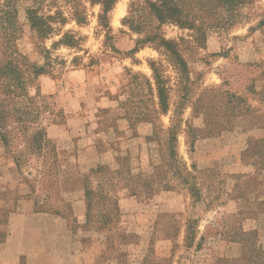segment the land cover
I'll return each instance as SVG.
<instances>
[{
  "label": "rangeland",
  "instance_id": "1",
  "mask_svg": "<svg viewBox=\"0 0 264 264\" xmlns=\"http://www.w3.org/2000/svg\"><path fill=\"white\" fill-rule=\"evenodd\" d=\"M37 1L18 3V47L29 61L50 70L30 92L36 96L39 90V101L52 112L49 120L44 113L41 123L48 126L56 151L47 147L45 158L38 157L24 142L5 149L0 215L32 211L37 203L54 224L52 232L60 230L66 264H72V239L75 251L87 252L94 264H238L249 246L264 250V201H259L264 195V25L258 26L264 20V0H243L232 25L205 28L201 37L173 24L160 28L180 45L189 79L152 46L128 55L141 37L123 24L134 0L115 6L109 40L99 27L100 6L86 0ZM34 5L43 14L60 11L67 24L56 25L58 31L46 41L37 40L25 18ZM77 5L86 17L83 25L73 18ZM65 33L78 45L54 48ZM151 61L162 67L171 87L167 115L156 113L149 88ZM198 98L202 101L195 114ZM179 121V159L197 177L199 198L170 171L166 132ZM186 121L198 128L228 127L199 139L191 152ZM256 122L259 126L253 128ZM156 131L160 138L149 141ZM21 155H32L31 176L24 165V172L15 165L14 156ZM120 157L134 174L148 176L159 168L173 190L159 188L149 198L120 191L118 223L111 232L100 233L95 230L101 218L89 227L82 221L83 175L100 164L118 169Z\"/></svg>",
  "mask_w": 264,
  "mask_h": 264
},
{
  "label": "trees",
  "instance_id": "2",
  "mask_svg": "<svg viewBox=\"0 0 264 264\" xmlns=\"http://www.w3.org/2000/svg\"><path fill=\"white\" fill-rule=\"evenodd\" d=\"M20 1L0 0V141L5 149L10 148L15 142L30 144L33 151L36 150L38 157L45 158L47 147H51L52 153L56 151L48 137V126L41 123L43 114L47 113L49 120L52 112L47 105H43L39 101L41 97L39 90H37L36 96H32L30 89L41 76L49 74L50 70L46 65L40 66L29 61L28 57L18 47L22 32L18 9ZM34 1V4L39 2ZM86 1L91 5L100 6L99 27L106 33V39H111L110 14L120 0ZM243 2V0H134L129 5V15L123 20V24L141 37L135 41V47L128 55L139 52L147 45L152 46L167 57L168 62L182 77L189 79V65L182 54L180 45L174 40L167 39L160 32V28L164 25L173 24L181 29L200 34L201 37L205 28L232 25V18L243 5ZM224 13L230 16L229 19L222 15ZM25 14L30 30L41 42L46 41L58 31L56 25L65 26L67 24L66 17L60 11H56L54 14H43L40 12V7L35 5L28 8ZM73 18L78 25L86 23V17L83 16V12H79L78 5L76 9L74 7ZM262 25H264V20L260 21L258 26ZM61 45L75 48L78 41L69 33H65L59 42L54 43L53 47ZM44 52L49 53L46 49ZM150 68L153 72V83H149V88L155 94L156 113L167 115L170 111L171 92L168 78L164 75L162 67L156 62L151 61ZM201 101V98H198L194 103L195 114L197 104H201ZM180 114L178 113L177 116ZM234 117L237 118L238 116ZM144 121L153 122L151 118L149 120L146 118ZM181 123L182 121L174 122L166 132L169 167L177 179L188 185L192 197L199 198L200 189L196 183L197 177H193L187 165L179 159L178 137L182 130ZM185 124L187 127L185 133L191 152L194 151L195 143L199 139L213 137L228 127L227 125L222 127L218 124L217 128L212 130L207 126L206 128L195 127L190 124V121H186ZM258 126L256 122L252 127L258 128ZM156 132L152 137H149V141H157L160 138ZM30 156L32 155L14 156L18 170L23 171L24 165L26 167L24 171L28 173V176L32 175L28 169V166L31 165ZM125 162V159L120 157L118 158V169L112 170L108 166L100 164L83 175L86 227H89L93 223V219L98 217L102 219L101 227L95 231L100 233L112 231L113 225L118 223L121 216L119 202L120 191L122 190L126 191L128 196L135 198H149L159 188L165 191L173 190L171 183L164 182L167 175L163 171L160 172L159 168H155L151 175L144 176L134 174ZM192 169L196 171V166L193 165ZM191 179L194 183H191ZM34 212L47 213L46 210L38 208L37 203L34 204ZM253 245V247L249 246L248 252L242 254L238 264H264V250L256 247L255 244ZM221 263L225 264L224 261Z\"/></svg>",
  "mask_w": 264,
  "mask_h": 264
},
{
  "label": "crops",
  "instance_id": "3",
  "mask_svg": "<svg viewBox=\"0 0 264 264\" xmlns=\"http://www.w3.org/2000/svg\"><path fill=\"white\" fill-rule=\"evenodd\" d=\"M4 153L5 148L0 141V160L5 158ZM9 166L12 168V165ZM4 184L7 185V182ZM259 201H264V195ZM50 222L48 214L34 210L9 212L6 217L0 215V264H66V253L61 250L64 241L60 230L56 228L52 232L54 224ZM73 241L72 264H94L87 252L75 251Z\"/></svg>",
  "mask_w": 264,
  "mask_h": 264
},
{
  "label": "bare ground",
  "instance_id": "4",
  "mask_svg": "<svg viewBox=\"0 0 264 264\" xmlns=\"http://www.w3.org/2000/svg\"><path fill=\"white\" fill-rule=\"evenodd\" d=\"M121 13V12H120ZM120 13H119V15H120Z\"/></svg>",
  "mask_w": 264,
  "mask_h": 264
}]
</instances>
